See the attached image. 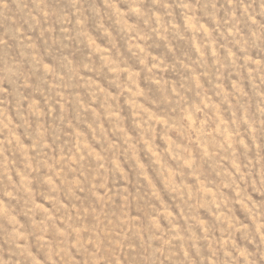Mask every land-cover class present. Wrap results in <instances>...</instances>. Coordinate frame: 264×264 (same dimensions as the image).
I'll list each match as a JSON object with an SVG mask.
<instances>
[{"label": "rangeland", "instance_id": "1", "mask_svg": "<svg viewBox=\"0 0 264 264\" xmlns=\"http://www.w3.org/2000/svg\"><path fill=\"white\" fill-rule=\"evenodd\" d=\"M0 264H264V0H0Z\"/></svg>", "mask_w": 264, "mask_h": 264}]
</instances>
